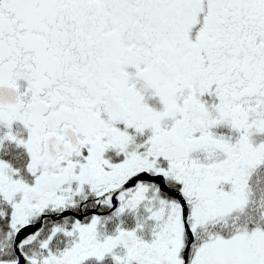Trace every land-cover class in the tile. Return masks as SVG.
<instances>
[{
  "label": "snow or ice",
  "instance_id": "snow-or-ice-1",
  "mask_svg": "<svg viewBox=\"0 0 264 264\" xmlns=\"http://www.w3.org/2000/svg\"><path fill=\"white\" fill-rule=\"evenodd\" d=\"M0 264H264V0H0Z\"/></svg>",
  "mask_w": 264,
  "mask_h": 264
}]
</instances>
